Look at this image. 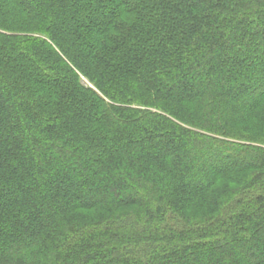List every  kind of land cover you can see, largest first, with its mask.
<instances>
[{"label": "trees", "instance_id": "1", "mask_svg": "<svg viewBox=\"0 0 264 264\" xmlns=\"http://www.w3.org/2000/svg\"><path fill=\"white\" fill-rule=\"evenodd\" d=\"M0 264H264V0H0Z\"/></svg>", "mask_w": 264, "mask_h": 264}, {"label": "rangeland", "instance_id": "2", "mask_svg": "<svg viewBox=\"0 0 264 264\" xmlns=\"http://www.w3.org/2000/svg\"><path fill=\"white\" fill-rule=\"evenodd\" d=\"M86 84H88V82L86 80H84Z\"/></svg>", "mask_w": 264, "mask_h": 264}]
</instances>
